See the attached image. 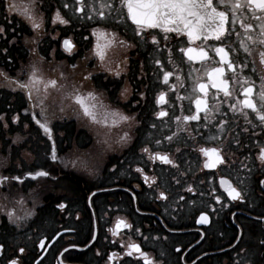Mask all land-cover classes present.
Instances as JSON below:
<instances>
[{
    "label": "flooded vegetation",
    "instance_id": "obj_1",
    "mask_svg": "<svg viewBox=\"0 0 264 264\" xmlns=\"http://www.w3.org/2000/svg\"><path fill=\"white\" fill-rule=\"evenodd\" d=\"M9 4L16 10L9 11ZM29 6V0H0V79L20 99L57 101V122L65 123H57L58 131L85 150L82 156H59L65 153L51 131L49 167L34 169L30 150L24 158L29 166H16L12 154L7 167L0 164V264H264V122L239 103L251 86V99L264 113V12L245 5L232 24L229 11L224 37L189 43L186 34L159 28L137 34L120 0H35L31 14L39 27L23 14ZM57 11L67 24L53 23ZM241 20L253 28L245 33ZM188 47H203L209 58L189 60L181 51ZM216 47L229 52L234 71L220 63ZM181 67L224 68L220 79L228 81L231 95L213 88L206 71L191 83ZM166 72L172 73L167 82ZM199 83L208 85L206 95ZM198 97L208 106L199 113ZM25 112L13 113L17 124L5 123L6 146L17 134L10 125L19 126L22 115L25 124L31 122ZM2 115L9 120L5 110ZM192 115L199 119L184 120ZM82 125L103 129L108 156H96L95 146L86 145ZM201 149L219 150L224 163L205 167L214 157ZM156 153L172 163L152 158ZM222 180L241 198L233 200ZM202 214L207 223L198 222ZM118 221L130 227L117 229Z\"/></svg>",
    "mask_w": 264,
    "mask_h": 264
},
{
    "label": "snow or ice",
    "instance_id": "obj_2",
    "mask_svg": "<svg viewBox=\"0 0 264 264\" xmlns=\"http://www.w3.org/2000/svg\"><path fill=\"white\" fill-rule=\"evenodd\" d=\"M29 7L24 8L23 14L28 18L29 20L33 21V27H39V24L34 22V17L31 14V7L35 6V0H29ZM120 5L122 8L126 9L127 18L130 19L133 24L137 26V34L143 29H156L159 28L165 33L169 32H175V33H184L187 35L189 43H191L194 40L200 39L201 36H203L205 39H207L208 35H212L215 37L216 40H220L222 37L228 33L227 25L229 23V11L231 12V22L232 24L236 23V13L237 10H241L245 7V5L249 9L260 10L261 12H264V0H120ZM65 7H68V5H65ZM221 8L227 9L221 10ZM16 5L9 4V11H15ZM77 11H82L81 9H77ZM101 17H103L104 13H100ZM256 20H260L261 17L254 16L253 17ZM59 21L62 24H67L68 21L64 19L59 11L56 13V17L53 20V23L56 21ZM240 27L245 30V33H247L249 30L253 28V25L251 23H245L243 20L240 21ZM260 35L261 37H264V24H261L260 26ZM5 29L4 27L0 26V33H4ZM168 37L165 36V39ZM248 39L251 40L252 37L248 36ZM153 43H156V37H152ZM261 44H264V39H261ZM64 44L66 47H71V42L68 40L64 41ZM241 46L243 47V41L241 42ZM182 52L188 57L189 60H201L204 61L208 57L207 51L203 47L197 49L193 47H188L187 49H181ZM245 51H248L247 48H245ZM216 54L220 57V63H227L228 69H231L234 71V64L230 59L229 52L224 47H216L215 48ZM101 56V59H103V53H98ZM261 56V63H264V52L260 53ZM157 63H160L157 61ZM224 73V68L222 67H214L210 70L206 69V75L208 76L209 80L211 81V86L213 88L222 89L224 91L225 96H230L231 92L228 88V81L220 79V77ZM119 75V73H117ZM172 73L166 72L164 74L165 82H167V79L169 76H171ZM52 83H55L54 81ZM22 87H27V85H21ZM199 91L202 93L207 94V88L208 85L205 83H199L198 84ZM244 99L242 101H239V103L246 107L252 109L254 112L257 113L259 116V119L264 122V113L260 112V110L257 107V104L251 99V96L253 94V88L251 86L246 87L243 89ZM91 96V93H89ZM260 100L262 104H264V88L261 89V92L259 93ZM79 99V98H78ZM164 101V95L161 94L158 98V103H161ZM82 107H84V112L86 115L90 116L93 120L96 119V116L89 110V107L83 104V101L80 100ZM197 113L201 110L203 107L205 110H207V103L200 99L199 97L195 101ZM231 107L235 110L236 105L233 104ZM159 115L163 116L166 115L163 111L159 113ZM0 119H3V117H0ZM17 117H13V120H16ZM121 119L127 120L129 117L122 116ZM177 120L180 118L177 117ZM199 119L198 115H192V116H185L184 120H194ZM38 124H40V127L44 129L46 133H51V129L47 127L46 124L40 123L39 120L36 121ZM49 138L51 139V136L49 135ZM144 151H147V149H144ZM201 151L205 155H212L214 158L209 160L205 163V167H215L217 164L224 163V159L222 155L220 154L219 150L217 149H201ZM52 158L55 160V149H53ZM152 158H158L162 160L165 163H172V161L168 158L167 155H161L159 153H156L154 157ZM260 159L262 162H264V149H261L260 152ZM138 171H142L141 169H137ZM29 175H32L29 173ZM36 176H47V172H37L35 173ZM4 179H7V177H4ZM15 179H19V177H16ZM147 180V177H145ZM222 184H227V191L228 195L233 199L236 200L238 198H241V193L238 191L235 187H232L231 184L227 181L222 180ZM261 183H264V181H261ZM163 193H161V196L163 197ZM219 199V197H217ZM59 207L63 208L64 205L61 204ZM11 215V214H10ZM200 223H207L208 217L204 214L200 216L199 221ZM130 227V225H127L124 221H118L117 222V229L119 227ZM95 238V237H93ZM41 245L43 246V242H41ZM130 248L140 251L139 245L131 244L129 245ZM21 252H23V249H20ZM131 255V252L128 253ZM141 255H144L141 253ZM10 264H17L16 260H12ZM146 264H149V262L146 260Z\"/></svg>",
    "mask_w": 264,
    "mask_h": 264
},
{
    "label": "rangeland",
    "instance_id": "obj_3",
    "mask_svg": "<svg viewBox=\"0 0 264 264\" xmlns=\"http://www.w3.org/2000/svg\"><path fill=\"white\" fill-rule=\"evenodd\" d=\"M179 65V64H177ZM26 65H24L23 68H25ZM19 68H22V66H19ZM182 72H184V74L186 73L187 76L189 77V80L191 83H195L198 79H200L203 75V73L206 71L205 67H199L196 69H191V67H188V69L181 67L180 69ZM10 77V76H9ZM158 77V71H156L154 73V78L157 79ZM4 82L1 81L0 79V89H7V92L11 93L10 96V101L12 106H15L16 102H17V96L14 94L13 88L11 84H3ZM264 88V87H263ZM11 89V90H10ZM262 89V88H261ZM6 93V92H5ZM22 97H26L27 99H32L35 96L33 95V97L28 96V95H22ZM34 100V99H33ZM30 100V104L28 105V111L31 114V122L28 121V124H25V122L23 124H20L19 126H13L10 125V129H16L17 134L15 136V140H10V144L8 146H6L3 143L2 140V136L0 137V164L2 165V167L4 168L7 167L6 162L8 161V158L10 156V154H12L13 156H16V158L18 159V161L15 163L16 166H22V167H26L29 166V163H26V161L24 160L25 157L29 156L27 155L26 151L30 150L33 153V163H32V167H34V169H36L35 165H39V166H43L44 169L46 167L50 166V156H51V143L49 142V140L47 139L48 137V133H46L44 131L43 128L40 127V124H38L36 121L39 120L40 123L42 124H46L47 127L51 128V131L53 133L54 136V141L57 143L59 151H62L65 154H59V156H63V155H67L69 154L70 157H75V156H82L84 154L83 151L85 149L81 148L79 146L80 149H77L75 147H73L74 145L76 146V144L74 142H72V140L70 142L65 141L66 136L62 133H60L57 129V124L59 122V124L61 125H65V123H63V121H58V117H52L53 115H56L55 112L53 110H51L50 107H46V112L44 114V116H40L38 115V113L36 112V108L38 107L39 103L37 101H33ZM45 105V104H44ZM107 107V106H106ZM106 107H101L102 109L106 108ZM14 110L12 112L15 111V107L13 108ZM100 109V108H99ZM102 109H100V113H103V111H101ZM23 111V109H22ZM26 111V110H25ZM22 112V113H26V112ZM10 114V118L9 120H6L3 115L0 117H3V119H0V130L2 132H7L9 130L5 129V123L10 122V124L15 123L13 121V113H9ZM36 114V115H35ZM33 115H35V117H33ZM53 118V120H52ZM60 119V118H59ZM17 124V123H15ZM83 127H85V129L87 128V139H86V145H90L92 144V146L95 148L93 150L97 151L96 156H108V149H107V141L108 138L107 136L103 133V129L101 128H96V129H89L88 127H86L85 125H82ZM40 127V128H39ZM22 128V129H20ZM79 128L76 129V131H78ZM24 133V134H23ZM17 141V142H16ZM75 141V140H74ZM85 142L82 144L84 145ZM106 144V148L104 149V151L102 150L103 145ZM4 146L6 147V149L4 148ZM46 153L42 152V148L46 149ZM87 155V154H86ZM90 156V155H88ZM52 166V165H51ZM30 195H26V199L29 198Z\"/></svg>",
    "mask_w": 264,
    "mask_h": 264
},
{
    "label": "trees",
    "instance_id": "obj_4",
    "mask_svg": "<svg viewBox=\"0 0 264 264\" xmlns=\"http://www.w3.org/2000/svg\"><path fill=\"white\" fill-rule=\"evenodd\" d=\"M20 102H18V108H20ZM23 105H24V102H23ZM1 107H9L10 108V105H9V102H4V101H2L1 102ZM6 108H5V110H6ZM55 111H57V106H55Z\"/></svg>",
    "mask_w": 264,
    "mask_h": 264
}]
</instances>
